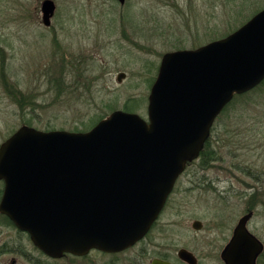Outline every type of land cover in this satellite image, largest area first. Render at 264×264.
I'll use <instances>...</instances> for the list:
<instances>
[{
	"label": "rangeland",
	"instance_id": "374dc122",
	"mask_svg": "<svg viewBox=\"0 0 264 264\" xmlns=\"http://www.w3.org/2000/svg\"><path fill=\"white\" fill-rule=\"evenodd\" d=\"M43 1L0 0V145L24 125L84 132L101 116L126 107L147 119L164 54L224 38L264 9V0H53L57 9L50 29ZM121 73L126 77L119 82ZM246 95L214 125L210 145L217 159L199 171L213 179L214 188L195 207L186 206L182 215L190 227L196 215L209 227L224 217L237 221L252 175L264 168V82ZM225 189L233 191L229 201L221 193ZM3 190L0 181V200ZM256 219L264 227V213ZM170 224L168 205L157 227L165 244ZM0 248L5 249L0 264L108 260L100 262L95 254L50 260L3 215Z\"/></svg>",
	"mask_w": 264,
	"mask_h": 264
},
{
	"label": "water",
	"instance_id": "95a60500",
	"mask_svg": "<svg viewBox=\"0 0 264 264\" xmlns=\"http://www.w3.org/2000/svg\"><path fill=\"white\" fill-rule=\"evenodd\" d=\"M55 8L43 2L48 26ZM263 82L264 9L224 38L164 54L147 119L116 110L87 132L19 128L0 145V214L54 259L134 246L200 157L224 109ZM249 218L237 228L228 264H253Z\"/></svg>",
	"mask_w": 264,
	"mask_h": 264
},
{
	"label": "flooded vegetation",
	"instance_id": "af4514ba",
	"mask_svg": "<svg viewBox=\"0 0 264 264\" xmlns=\"http://www.w3.org/2000/svg\"><path fill=\"white\" fill-rule=\"evenodd\" d=\"M56 9L57 7L55 8L54 15L51 17L50 25L45 24L50 29L52 21L55 18ZM202 161L199 158L187 165L185 172L176 181L164 210L160 215L161 217L168 205L171 207V236L169 244L163 243L157 235V233L161 235V230L157 228L159 217L142 240L134 246L117 253H107L99 249H93L84 256L65 254L59 259H54L45 255L35 247L48 259L54 261L67 258L81 260L95 254L100 262L101 258H108L105 263L96 262L95 264H154L155 260H162L170 262L171 264H228V260L235 258V255L230 254L229 249L234 240L237 228L241 220L250 215L245 228L251 237V249L253 251L256 250L255 253H257L253 264H264V227L256 219L259 213H264V168L257 170V173L252 175L253 183L248 185L250 193L247 199L244 200L243 210L237 221L229 222L224 217V221L221 220L220 222L212 223L210 225L211 227H209L201 217L196 215L190 227V225L186 224L182 215L186 206L188 208L191 206L195 207L201 200V197L203 196L205 198L213 187V179L209 175L199 172L201 168H209L212 162L202 165ZM243 192L245 193L246 191ZM221 193L229 201V195L233 191L225 189ZM235 194L236 196L240 195L237 191H235ZM174 210L180 219L179 221H174ZM196 223H198L199 229L195 228ZM17 230L20 231L19 229ZM20 232L29 235L26 232Z\"/></svg>",
	"mask_w": 264,
	"mask_h": 264
},
{
	"label": "trees",
	"instance_id": "16d2710c",
	"mask_svg": "<svg viewBox=\"0 0 264 264\" xmlns=\"http://www.w3.org/2000/svg\"><path fill=\"white\" fill-rule=\"evenodd\" d=\"M243 96H247L246 94H244V95H240V96H236L235 98H234V100L225 108V110L223 111V113L221 114V116L230 108V106H232L233 104H235L237 101V99L239 98H241V97H243ZM235 102V103H234ZM125 111H127V112H133V109L132 108H130V107H126L125 109H124ZM220 116V117H221ZM219 117V118H220ZM219 118H218V120H219ZM104 119V117H100L99 118V121H101V120H103ZM213 130H214V127H213ZM89 131V130H88ZM84 132H87V131H84ZM210 142H211V140L209 139L208 141H207V143H206V145H205V148H204V150L201 152V155H200V158H201V160H203L202 161V165H205V164H209V163H211V162H213V161H215L217 158V156H216V154L213 152V147L210 145ZM3 217L5 218V220L8 222V223H10V224H12L13 225V223H12V221L8 218V217H6V216H4L3 215ZM3 251H5V249H1L0 248V255H2V253H3Z\"/></svg>",
	"mask_w": 264,
	"mask_h": 264
}]
</instances>
